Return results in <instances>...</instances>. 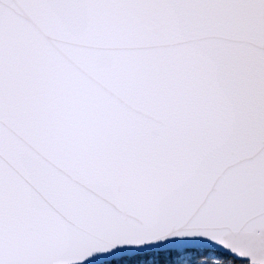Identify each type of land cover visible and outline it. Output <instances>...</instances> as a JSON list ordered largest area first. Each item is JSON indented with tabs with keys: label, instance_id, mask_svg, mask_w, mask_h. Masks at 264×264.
Masks as SVG:
<instances>
[{
	"label": "snow or ice",
	"instance_id": "snow-or-ice-1",
	"mask_svg": "<svg viewBox=\"0 0 264 264\" xmlns=\"http://www.w3.org/2000/svg\"><path fill=\"white\" fill-rule=\"evenodd\" d=\"M264 264V0H0V264Z\"/></svg>",
	"mask_w": 264,
	"mask_h": 264
},
{
	"label": "water",
	"instance_id": "water-1",
	"mask_svg": "<svg viewBox=\"0 0 264 264\" xmlns=\"http://www.w3.org/2000/svg\"><path fill=\"white\" fill-rule=\"evenodd\" d=\"M86 264H87V262H86Z\"/></svg>",
	"mask_w": 264,
	"mask_h": 264
}]
</instances>
